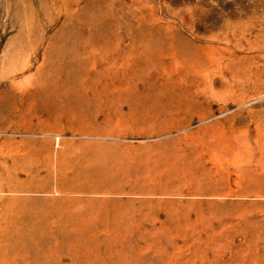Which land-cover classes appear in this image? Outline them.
I'll return each instance as SVG.
<instances>
[{
	"label": "rangeland",
	"instance_id": "obj_1",
	"mask_svg": "<svg viewBox=\"0 0 264 264\" xmlns=\"http://www.w3.org/2000/svg\"><path fill=\"white\" fill-rule=\"evenodd\" d=\"M0 264H264V0H0Z\"/></svg>",
	"mask_w": 264,
	"mask_h": 264
},
{
	"label": "bare ground",
	"instance_id": "obj_2",
	"mask_svg": "<svg viewBox=\"0 0 264 264\" xmlns=\"http://www.w3.org/2000/svg\"><path fill=\"white\" fill-rule=\"evenodd\" d=\"M102 50H101V53L99 54L101 59L104 58H107L108 57V54L110 53L111 57L113 59H111L112 61L115 60V53L110 49V47H108L107 44L103 45L102 46ZM67 54L69 55H72L74 58H80V55H78V49L76 48V46H71L69 47L67 50H66ZM71 53V54H70ZM78 55V56H77ZM42 58L45 59L46 58V50L44 49L43 53H42ZM83 59V58H82ZM113 74V73H112ZM63 189V188H62ZM64 190V189H63ZM63 190H58L57 193L58 194H62L63 193ZM39 192H42V193H45V194H49L51 191H46V190H43V191H39Z\"/></svg>",
	"mask_w": 264,
	"mask_h": 264
}]
</instances>
